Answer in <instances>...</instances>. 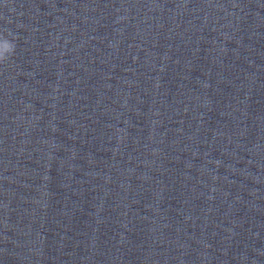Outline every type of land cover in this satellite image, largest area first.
I'll return each instance as SVG.
<instances>
[{"label": "water", "instance_id": "95a60500", "mask_svg": "<svg viewBox=\"0 0 264 264\" xmlns=\"http://www.w3.org/2000/svg\"><path fill=\"white\" fill-rule=\"evenodd\" d=\"M0 32V264H264V0H0Z\"/></svg>", "mask_w": 264, "mask_h": 264}, {"label": "clouds", "instance_id": "9594fccd", "mask_svg": "<svg viewBox=\"0 0 264 264\" xmlns=\"http://www.w3.org/2000/svg\"><path fill=\"white\" fill-rule=\"evenodd\" d=\"M16 39L17 37L10 32L7 34L0 32V65L5 64L15 54Z\"/></svg>", "mask_w": 264, "mask_h": 264}]
</instances>
